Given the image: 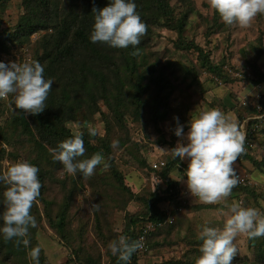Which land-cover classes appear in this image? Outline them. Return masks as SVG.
Masks as SVG:
<instances>
[{
	"label": "rangeland",
	"instance_id": "obj_1",
	"mask_svg": "<svg viewBox=\"0 0 264 264\" xmlns=\"http://www.w3.org/2000/svg\"><path fill=\"white\" fill-rule=\"evenodd\" d=\"M83 3L0 0V30L26 14L45 26L31 35L33 40L23 38L16 53L10 44L1 45L0 61H16V54L27 48L30 55L37 51L47 62L44 54H55L63 44L62 22L67 25L70 17L79 16ZM144 3L135 1L136 7ZM167 3L172 15L157 11L156 22L146 23L147 31L136 46L138 55L131 54L132 46H98L100 53L105 50L104 63L107 57L113 58L119 80L112 72L107 80L91 86L92 77L79 83L74 80L89 74L65 61L56 63L47 78L55 81L43 111L48 121L56 127L63 125L70 136L82 132L83 139L98 147L108 168L98 165L87 178L80 173L67 174L63 165L53 160L50 149L68 137H45L33 115L13 110L11 95L0 99V173L12 163L26 160L40 169L42 183L41 194L30 210L37 227L29 229V247L17 246L15 238L2 244L0 264H33L29 252L37 245L41 246L40 264H116L117 256L112 255L109 244L120 236L129 238L124 232L129 219L144 217V200L157 188H165L152 169L153 161L179 159L172 157L171 149L178 140L187 143L175 136L174 117H179L186 134L190 119L202 110L219 109L246 132L245 151L233 166L247 178L248 187L237 184L226 202L203 203L189 193L183 177L188 161L179 159V169L169 178L178 183L183 207L150 235L147 247L139 253V264H196L201 245L198 234L206 225L222 228L226 204L241 202L264 214V15L258 14L246 27L230 26L210 7L209 0ZM141 19L145 22L147 17ZM65 36L69 40L70 31ZM252 120H258L255 129L248 128ZM89 129H95L96 134L89 135ZM114 140L119 141L116 148L112 147ZM93 154L86 149L78 159ZM157 178L160 183L153 191ZM5 188L0 182V201ZM177 207L160 204L169 211ZM147 223L142 218L131 231L137 233ZM1 241H5L2 234ZM234 244L238 253L232 264H264V237L250 240L239 234Z\"/></svg>",
	"mask_w": 264,
	"mask_h": 264
},
{
	"label": "clouds",
	"instance_id": "obj_2",
	"mask_svg": "<svg viewBox=\"0 0 264 264\" xmlns=\"http://www.w3.org/2000/svg\"><path fill=\"white\" fill-rule=\"evenodd\" d=\"M210 7L219 14L227 25L248 26L258 15H264V0H209ZM94 23L89 39L92 43H106L113 48L135 50L132 55L139 54L141 37L147 31L136 10L135 0H108L103 8L93 7ZM55 81L44 77V67L37 60L17 63L0 61V99L12 96L14 111L21 109L25 114L42 113L45 101ZM176 127L174 134L185 138L187 143L179 140L171 149L172 157L187 159L184 169V183L192 197L199 198L206 204H216L227 200L238 184L234 164L245 151L246 132L231 117L219 109L200 111L190 119L188 132L179 117H174ZM95 129H89L94 136ZM119 145L118 140L112 147ZM85 147L83 133L76 131L70 138L62 141L57 148L50 149L54 161L63 165L64 171L70 175L82 174L91 177L98 165L109 167L101 153L84 157ZM40 169L26 160H18L0 173V182L6 188L0 205V234L5 241L15 238L17 246L25 248L30 245L29 229L37 227L36 218L30 210L40 196L42 183L39 179ZM182 179V177H180ZM179 179V180H180ZM160 183L159 178L154 182ZM226 220L222 228L204 226L198 234L201 241L200 255L196 264H232L238 249L234 244L239 234H246L248 239L256 240L264 237V214L257 209L245 207L241 202L226 204ZM144 238L130 240L120 236L109 244L112 255L117 256L121 264H131L132 255L144 247ZM41 246L31 247L29 255L33 264H40Z\"/></svg>",
	"mask_w": 264,
	"mask_h": 264
},
{
	"label": "trees",
	"instance_id": "obj_3",
	"mask_svg": "<svg viewBox=\"0 0 264 264\" xmlns=\"http://www.w3.org/2000/svg\"><path fill=\"white\" fill-rule=\"evenodd\" d=\"M136 2H145L144 4L140 5L139 7H136L137 12L139 13L140 17H147V20L144 22L146 23H155L156 22V12H161L166 16L172 15L170 12L169 4L167 3V0H135ZM36 3V2H34ZM108 3V0H84V3L81 5V13L79 16L76 17H70L66 22L67 25L62 22V25L60 26V34L63 36V44H61L60 47L57 48L55 54H51L50 56L44 54V59L47 58V62H44L41 57H39V54L37 51L34 52V54L30 55L28 52V49H24L23 51L16 54L17 56V63H23V62H30L32 60H37L41 63V65L44 67V77L47 79L48 76H50L54 71V65L58 62L65 61L68 66H78L82 68L85 72L89 74L88 77H81L77 78L74 81H80L79 83H86L88 82V78H90L89 86L93 85L96 81H102L104 79L107 80L108 76L113 75L112 72H115L113 78L116 80L120 79V71H118L117 65H114L113 58L107 57L105 59L106 63L102 61L103 59V52L104 49L100 53V48L98 50V46H101L102 43H92L89 39L90 32L92 29V25L94 23V13L92 12L93 7L96 8H103ZM182 24V22L180 23ZM45 27L43 23L39 21H34L31 19L30 15L26 14L24 16H21V18L13 22L12 24L8 25V27L0 30V46L5 44H10L11 47L14 49V52L16 53V46L20 43L23 38H29L30 41L33 40L32 36L33 34H37L40 32V30H43ZM68 31H70V38L68 40V36H65L68 34ZM37 38V37H36ZM36 41V39L34 40ZM33 41V42H34ZM22 46V45H21ZM43 46V45H42ZM42 61V62H41ZM132 75H134V71L130 72ZM138 83V80H137ZM137 85V84H136ZM137 87V86H136ZM264 104V102H263ZM153 109V108H152ZM50 110V109H49ZM155 111V110H154ZM45 112V111H44ZM39 113L36 115H33V118L35 119L36 124L42 129L43 134H46L45 137L50 138L52 137L54 140H61L65 138H70L68 130H66L63 125H59V127H56L45 116V113ZM258 120H252L248 124V128H254L257 127ZM255 129V128H254ZM250 135H248L247 139H250ZM84 141V147L87 149V151H92L95 153L99 152V149L97 146H95L93 143H91L89 140ZM246 145V143L244 144ZM103 153V152H102ZM242 154V153H241ZM250 158L253 162H255L252 157L247 156ZM164 165L159 167L158 169H153L156 171L159 178H161L163 184H165V188L163 190L157 188V192L151 193V196L149 199L144 200L145 201V208L146 212L144 214V217H136V218H130L129 222L125 225L124 232L129 233V239L130 240H136L138 239L141 234L143 233V230L148 227V224H151L152 226L148 228L147 233L145 234V244L148 242V238L150 235L154 232V230L158 229L161 226L165 225V221L168 218L170 214H173L174 212H178V210H181L183 207L184 202H180L178 199L179 195V188L178 183L169 178V174L176 168L179 169L180 166V160H172V161H165ZM150 165V164H149ZM151 170V165L149 166ZM242 188H247L246 186H241ZM162 192V193H161ZM177 201V202H176ZM163 202H167L168 204H177V210H170L167 209H161L160 204ZM2 209L0 210V213H2ZM146 219L149 221L145 225V227L141 228L137 233L131 231V226L135 225L137 222H139L140 219ZM3 222L0 221V225ZM7 243H10L8 241H1L0 246L2 244L6 245ZM140 249L137 250L131 257V264H139L138 256L140 253ZM88 264H94L93 261H89ZM116 264H121L120 261H118V258H116Z\"/></svg>",
	"mask_w": 264,
	"mask_h": 264
},
{
	"label": "built area",
	"instance_id": "obj_4",
	"mask_svg": "<svg viewBox=\"0 0 264 264\" xmlns=\"http://www.w3.org/2000/svg\"><path fill=\"white\" fill-rule=\"evenodd\" d=\"M163 165H164V162L163 161H161V160H154L153 163H152V168L156 170V169H158L159 167H161ZM236 174H237V177H238V184H240V185H246L247 178L245 176L240 175L238 172H236ZM151 226H152L151 224H148V227L145 228V230H143V233L140 236V237H143L144 238V240H143L144 247L142 249H140V250H143V249H145L147 247L146 244H145V234L147 233L148 228L151 227Z\"/></svg>",
	"mask_w": 264,
	"mask_h": 264
}]
</instances>
